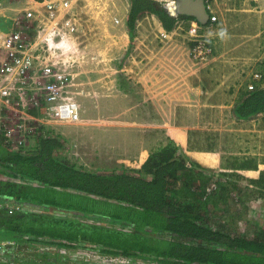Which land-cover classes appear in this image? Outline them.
<instances>
[{"label":"rangeland","instance_id":"374dc122","mask_svg":"<svg viewBox=\"0 0 264 264\" xmlns=\"http://www.w3.org/2000/svg\"><path fill=\"white\" fill-rule=\"evenodd\" d=\"M23 1L19 0L20 6H16L26 7ZM159 1L169 4L173 0ZM262 2L209 0L208 5L218 20L202 29L195 28L191 20L182 19L175 23L174 30L166 31L160 18L147 12L136 22L131 35L127 26L130 0H72L74 11L83 23L78 49L70 54L71 69L77 74L73 89L79 92L80 120L27 121V125L44 127L39 131L42 134L48 130L60 135L65 143L57 151L60 158L92 172L137 171L142 165H137L133 158L137 146L152 143L155 146L150 151L154 152L159 144L169 140L168 130L162 125L172 121L170 108L178 109L174 120L182 126V136H187L183 142L189 148L198 145L194 150L211 148L220 155L222 164L229 155L263 158L264 111L246 120L239 119L234 112L235 100L245 83L253 82V74L264 70ZM115 17L120 18L121 24L115 23ZM6 19V23H12L10 18ZM220 29H226L223 38L218 35ZM197 39L211 45L212 54L206 62L193 57ZM147 69H152L147 78L159 94L163 89L164 93L174 90L176 96L171 98L176 103L164 99L166 109L158 112V119L152 115L156 113L153 102L142 107L135 97L141 96V83L136 80ZM15 109L0 106V132L3 123L11 139H26V147L35 145L36 135L26 136V130H19L17 124L24 119ZM154 124L157 128L152 129ZM224 170L218 167L208 172L221 178L225 177ZM237 181L240 190L250 187L248 180ZM252 193L240 197L237 190L238 203L231 209L237 221L230 222L229 227L242 232L264 227V197L255 198L256 194Z\"/></svg>","mask_w":264,"mask_h":264},{"label":"trees","instance_id":"16d2710c","mask_svg":"<svg viewBox=\"0 0 264 264\" xmlns=\"http://www.w3.org/2000/svg\"><path fill=\"white\" fill-rule=\"evenodd\" d=\"M147 12L156 14L167 31L179 20H195L178 13L167 1L130 0L127 23L131 35L137 19ZM262 71L263 79L255 89L249 90L245 83L238 93L234 112L239 119L264 111ZM44 129L40 126L33 132L36 144L29 147L13 148L0 133L1 168H8L10 176L34 182L21 184L1 177L0 195L69 215L58 217L50 211L9 214L0 209V229L97 243L125 254L150 252L171 264H264V227L250 232L229 227L237 221L231 215L238 203L237 190L240 197L252 192L255 198L264 197V169L257 178L240 172L259 170L264 157L229 155L222 164L225 177L218 178L209 174L212 168L191 159L169 138L135 172H92L61 159L57 151L65 143L60 135L39 132ZM241 179L248 180L250 187L240 190L237 180ZM108 221L126 223L133 230L108 226ZM160 230L178 238L154 235Z\"/></svg>","mask_w":264,"mask_h":264},{"label":"built area","instance_id":"2783aa9c","mask_svg":"<svg viewBox=\"0 0 264 264\" xmlns=\"http://www.w3.org/2000/svg\"><path fill=\"white\" fill-rule=\"evenodd\" d=\"M34 1L40 4L38 9H18L17 15L10 18L12 23L0 28V106L16 108L20 118L24 119L22 121L18 117L20 121L17 126L19 130H26V136L37 129L28 126L27 121L74 123L81 117V104L77 97L79 92L73 89L77 74L71 69L72 59L68 51L78 49L77 41L82 36L83 23L74 11L72 0ZM114 20L116 24L121 22L118 17ZM216 21L217 16L212 13L210 23L214 24ZM192 52L195 60L205 62L211 56L212 49L199 39L195 41ZM262 79L261 72L253 74V80ZM247 86L249 90H253L256 83L251 82ZM3 127L2 123L1 133L7 138L6 143L14 147L25 145L26 139H11V134L5 132ZM8 172V168L0 166V178L21 184H34L19 176H10ZM208 191H211V187ZM0 209H5L9 214L50 211L58 217L69 215L64 211H52L46 206L1 195ZM86 220L95 221L90 218ZM107 225L133 230L132 226L123 222L111 224L108 221ZM147 231L148 235L152 234L150 228ZM154 235L170 240L178 238L163 230ZM0 264L171 263L150 252L125 254L102 244L0 229Z\"/></svg>","mask_w":264,"mask_h":264},{"label":"crops","instance_id":"0c3cea01","mask_svg":"<svg viewBox=\"0 0 264 264\" xmlns=\"http://www.w3.org/2000/svg\"><path fill=\"white\" fill-rule=\"evenodd\" d=\"M19 0H0V28H5L7 23L6 21L8 19L6 18H14L17 13H12L13 10L16 11V9H23V8H19L18 6H16V4H19L18 2ZM24 3L27 4L26 8H33V9H38V7L40 6L39 3H37L34 0H25L23 1ZM264 4V0L262 2ZM20 6V4H19ZM25 8V7H24ZM5 10H8V13L5 12ZM12 15V17L10 16ZM194 23V21H192ZM1 31V30H0ZM69 54L74 52V48L70 51H68ZM145 70V69H144ZM149 70V71H148ZM152 69H147L146 72L142 73V78L136 80L137 82H140L141 85L139 87L140 89V95H137L135 97L139 98V101L142 102V107H147L152 103V107L153 109H156V113H153L152 115L154 117H156V119H158V112L164 110L165 108V102L164 99H171V98H175L176 96L174 95V90L171 91L170 93H164L166 90H162V92L159 94L158 89L156 90L153 86L151 81L148 80L147 75L149 74V72H151ZM141 71H143L141 69ZM144 79V81H142V79ZM161 82V81H160ZM159 82V83H160ZM158 83V82H156ZM151 84V85H150ZM155 84V82L153 83ZM124 93H128V92H124ZM132 93V92H131ZM111 100V99H110ZM170 102L172 101V103H176L177 101H175L174 99L169 100ZM171 106V105H170ZM166 109V108H165ZM128 108H126L124 111L127 112ZM178 109L173 110V108H170V113H172L171 117L172 121L166 122L162 125L163 128L168 130V134H169V138L173 139L178 145H180L181 147H183L185 149V151L187 152V154L191 157V159L199 162L200 164L212 168V169H216V168H222V162L220 161V155H218L216 152L211 151V150H194L189 148V145L187 142H183L184 141V137L185 139L187 138L186 134L184 136H182V126L180 125V123H177L176 120H174V117H177V112ZM167 113V112H166ZM164 115V114H162ZM160 120H163L162 118H160ZM157 128L156 125L154 124V126L152 127V129ZM1 133V132H0ZM161 134V133H159ZM169 141V140H168ZM167 142H163L162 144H159L160 147L166 145ZM142 144H140L139 146H137L138 149H136V151L133 152V158L135 159V161L137 162V165L139 164H143V162L146 160V158L149 156L150 154V150L151 148H153L155 145H153L152 143L150 145H146L144 146ZM158 147V148H160ZM14 148V146H13ZM140 148V149H139ZM138 153V154H137ZM205 159V161H203L202 159ZM127 161V160H126ZM140 166V165H139ZM262 166H264L263 163H261L259 165V170H244V172H246V174H252L253 177L250 178H257L259 176V172L260 170H262ZM3 171V170H1ZM93 220V218H90ZM101 223V221H100Z\"/></svg>","mask_w":264,"mask_h":264},{"label":"water","instance_id":"95a60500","mask_svg":"<svg viewBox=\"0 0 264 264\" xmlns=\"http://www.w3.org/2000/svg\"><path fill=\"white\" fill-rule=\"evenodd\" d=\"M177 12L183 15L192 16L202 24L209 19L206 0H174Z\"/></svg>","mask_w":264,"mask_h":264},{"label":"clouds","instance_id":"9594fccd","mask_svg":"<svg viewBox=\"0 0 264 264\" xmlns=\"http://www.w3.org/2000/svg\"><path fill=\"white\" fill-rule=\"evenodd\" d=\"M173 2V3H172ZM208 2H209V0H206V3H207V9H208V11H209V19H208V21H207V23H208V25H206V24H202V23H200V22H198L197 20H191V21H194V25H195V28H199V29H202L203 27H208L209 25H214V24H211L210 23V15L212 14V13H214L215 15H216V13L212 10V9H210V7H209V5H208ZM175 4V2H174V0L173 1H171V3H169V5H174ZM153 14V13H152ZM156 15V14H155ZM217 16V15H216ZM141 18V17H140ZM139 19H137V21H138ZM217 20H218V17H217ZM136 21V22H137ZM119 24H121V22L119 23ZM127 26H128V23H127ZM129 29V28H128ZM172 30H174V28L172 29ZM198 30V29H197ZM167 31V30H166ZM218 35L221 37V38H223L225 35H226V29H220L219 30V32H218ZM197 40H199V39H197ZM194 45V44H193ZM211 47V46H210ZM195 59V58H194ZM206 62V61H205ZM263 74V73H262ZM261 82L262 80H253V82L254 83H256V82ZM256 86H257V84H256Z\"/></svg>","mask_w":264,"mask_h":264},{"label":"flooded vegetation","instance_id":"af4514ba","mask_svg":"<svg viewBox=\"0 0 264 264\" xmlns=\"http://www.w3.org/2000/svg\"><path fill=\"white\" fill-rule=\"evenodd\" d=\"M263 34V33H262Z\"/></svg>","mask_w":264,"mask_h":264}]
</instances>
